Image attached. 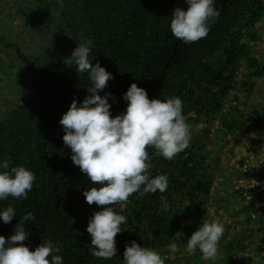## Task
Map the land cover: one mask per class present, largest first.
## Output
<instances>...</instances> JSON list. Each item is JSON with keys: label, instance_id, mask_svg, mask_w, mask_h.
<instances>
[{"label": "trees", "instance_id": "trees-1", "mask_svg": "<svg viewBox=\"0 0 264 264\" xmlns=\"http://www.w3.org/2000/svg\"><path fill=\"white\" fill-rule=\"evenodd\" d=\"M40 2L30 11L21 8L20 15L27 25L35 18L39 30L54 37L55 44L40 43L39 51L28 57L17 42L0 33V46L8 58L0 51V85H15L20 76L25 79L23 87L17 83L14 100L3 103L0 163L23 166L36 177L27 199L0 200V212L8 206L16 212L11 223L0 220V236L13 235L20 217L30 211L35 220L25 222L29 237L24 245L34 250L51 240L60 247L55 254L63 264H124L125 247L133 241L158 252L165 264H264L262 193L239 209L222 199L233 215L232 223L222 225L228 229L233 224L234 233L229 241L220 239L215 260H203L199 249L186 250L203 221L221 220L224 206L219 202L218 209L212 208L218 203L215 140L232 135L237 141L246 128L264 140V104L251 101L261 92L258 82L264 80V0H214L219 17L209 23L205 38L190 44L177 40L170 29L174 10L187 9L184 0ZM82 38L93 42L89 56L93 66L98 62L113 77L99 93L110 94L113 118L126 111L123 97L135 83L150 100L179 97L191 131L189 146L172 160L148 149L149 175H166V191L135 193L122 213L119 205L112 206L126 223L115 238L117 255L110 260L90 254L86 229L92 214L102 209L89 206L83 192L98 185L73 164L59 123L74 99L79 106L90 95L88 74L63 63ZM199 124L204 127L198 128ZM241 191L231 186L227 194L237 196ZM173 242L178 246L175 253L167 247Z\"/></svg>", "mask_w": 264, "mask_h": 264}, {"label": "clouds", "instance_id": "clouds-1", "mask_svg": "<svg viewBox=\"0 0 264 264\" xmlns=\"http://www.w3.org/2000/svg\"><path fill=\"white\" fill-rule=\"evenodd\" d=\"M187 9L176 8L170 21L173 36L185 44L196 43L205 38L209 32V23L219 17L214 7V0H184ZM91 40L83 39L63 63L74 65L77 73H87L92 86L87 89L86 96L78 106L74 99L69 110L59 121L63 127L62 137L65 146L71 149V160L92 183L83 192L86 203L95 204L101 211L94 212L89 218L87 233L91 237L90 254L96 258L110 260L117 255L116 236L121 233V225L126 217L112 207L119 205L122 213L135 193L141 196L148 193H163L168 188V177L149 175L152 164L148 149H154L157 157L166 160L174 159L184 151L190 143V125L183 115V102L179 97L161 99L148 98L146 90L131 84L123 99L128 102L126 111L112 117L110 94L99 95L113 79L112 75L97 62L95 66L89 59ZM203 128V124L197 125ZM237 172L239 176H252L253 181L247 191L262 193L264 196V174L259 168L264 161L254 164L253 161L242 160ZM0 200L9 197L27 199L32 191L35 174L23 166L10 167L5 160L0 163ZM259 179H257V178ZM241 187H236L235 190ZM142 189V190H141ZM16 216L12 206L0 212V220L4 224L11 223ZM35 216L27 211L20 217L14 234L7 239L0 236V264H63L62 257L56 255L60 247L46 240L34 250L24 245L28 240L25 222L34 221ZM224 233V227L218 221H203L188 239L186 250L202 254L203 260H215L218 244ZM62 246V245H61ZM168 251L175 253L177 244H169ZM50 258V259H49ZM124 264H165L162 256L150 249L141 247L135 241L125 247Z\"/></svg>", "mask_w": 264, "mask_h": 264}, {"label": "rangeland", "instance_id": "rangeland-1", "mask_svg": "<svg viewBox=\"0 0 264 264\" xmlns=\"http://www.w3.org/2000/svg\"><path fill=\"white\" fill-rule=\"evenodd\" d=\"M41 0H0V33L5 34L13 42H17L20 45L21 51L26 56H32V54L39 51L40 43H54L56 39L48 36L45 32L39 30V23L35 21L26 24L25 19L20 15V9L24 8L30 11L31 8L36 4H41ZM44 4H48L45 2ZM264 29V24L261 26ZM264 41V37H263ZM5 59L8 58L4 54V50L0 46ZM10 54L14 56V50L10 51ZM18 85L23 87L25 85V79L20 76L18 77ZM17 83L15 85L5 83L0 85V118L3 115V103L4 100H14L15 93L17 92ZM261 92L256 93L251 99L252 102H261L264 104V80L258 82ZM16 91L12 94V91ZM264 123V121H263ZM233 136H227L224 140H215L217 148L214 151L216 155L215 171L213 178L215 179V193L217 195L218 203L213 204V209L219 208V202L222 204L220 209L221 220L220 223H232V209L222 202V199H229V203L236 205L235 209H239L240 206L245 204L250 198H248L247 191H241L237 196L228 197L229 187H243L245 189L253 188L250 187L253 177H241L238 175L237 170L240 166V161L249 160L253 161L254 164H259L264 161V140L258 138L257 133H253L251 128H246L244 135L237 141L233 140ZM227 191V192H226ZM249 196L256 197L254 192L250 193ZM264 199V196H263ZM246 213V210L244 211ZM244 214H241V219ZM238 229H243V226ZM234 233V225L231 224L228 229L224 228V233L221 241H229ZM220 245H218L219 247ZM264 251V246H263ZM264 253V252H263ZM256 262L259 258L255 257Z\"/></svg>", "mask_w": 264, "mask_h": 264}, {"label": "built area", "instance_id": "built-area-1", "mask_svg": "<svg viewBox=\"0 0 264 264\" xmlns=\"http://www.w3.org/2000/svg\"><path fill=\"white\" fill-rule=\"evenodd\" d=\"M259 171H261V173L264 174V166L260 167Z\"/></svg>", "mask_w": 264, "mask_h": 264}]
</instances>
